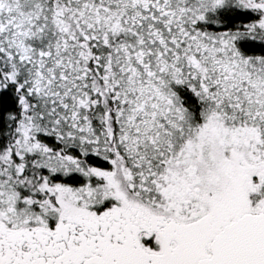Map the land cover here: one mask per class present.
<instances>
[{
	"label": "snow or ice",
	"instance_id": "obj_1",
	"mask_svg": "<svg viewBox=\"0 0 264 264\" xmlns=\"http://www.w3.org/2000/svg\"><path fill=\"white\" fill-rule=\"evenodd\" d=\"M0 264H264V0H0Z\"/></svg>",
	"mask_w": 264,
	"mask_h": 264
}]
</instances>
